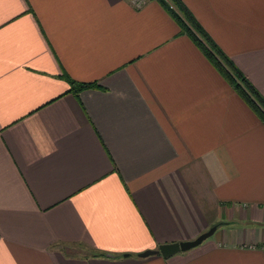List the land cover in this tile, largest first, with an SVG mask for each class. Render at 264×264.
I'll list each match as a JSON object with an SVG mask.
<instances>
[{"label": "crops", "instance_id": "1", "mask_svg": "<svg viewBox=\"0 0 264 264\" xmlns=\"http://www.w3.org/2000/svg\"><path fill=\"white\" fill-rule=\"evenodd\" d=\"M182 1L264 95V0ZM0 264H264V121L157 0H0Z\"/></svg>", "mask_w": 264, "mask_h": 264}, {"label": "trees", "instance_id": "2", "mask_svg": "<svg viewBox=\"0 0 264 264\" xmlns=\"http://www.w3.org/2000/svg\"><path fill=\"white\" fill-rule=\"evenodd\" d=\"M157 1L178 22L181 31L186 32L193 39L227 82L264 121V95L204 29L186 4L182 0ZM68 80L75 90L95 85L94 82L76 81L69 78Z\"/></svg>", "mask_w": 264, "mask_h": 264}, {"label": "water", "instance_id": "3", "mask_svg": "<svg viewBox=\"0 0 264 264\" xmlns=\"http://www.w3.org/2000/svg\"><path fill=\"white\" fill-rule=\"evenodd\" d=\"M217 225L213 224L205 231H202L194 238L177 240V241H169V242H161L158 244L157 248H147L140 252H138L139 256H147L151 254H161L163 257L171 256L177 252L185 251L190 248H193L200 244L206 237L211 235L216 229Z\"/></svg>", "mask_w": 264, "mask_h": 264}, {"label": "built area", "instance_id": "4", "mask_svg": "<svg viewBox=\"0 0 264 264\" xmlns=\"http://www.w3.org/2000/svg\"><path fill=\"white\" fill-rule=\"evenodd\" d=\"M136 6H141L145 0H131Z\"/></svg>", "mask_w": 264, "mask_h": 264}]
</instances>
